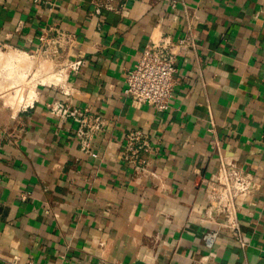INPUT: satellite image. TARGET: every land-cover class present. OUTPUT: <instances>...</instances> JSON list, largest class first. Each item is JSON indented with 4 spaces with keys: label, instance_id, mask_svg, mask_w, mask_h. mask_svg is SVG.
I'll return each mask as SVG.
<instances>
[{
    "label": "crops",
    "instance_id": "crops-1",
    "mask_svg": "<svg viewBox=\"0 0 264 264\" xmlns=\"http://www.w3.org/2000/svg\"><path fill=\"white\" fill-rule=\"evenodd\" d=\"M126 2L96 17L91 0H0L1 42L33 51L44 26L75 34L87 63L73 103L105 119L84 149L43 104L57 88L0 106V264H191L209 251L206 188L221 161L256 180L237 199L246 246L222 229L212 264H264V0ZM159 34L177 55L165 111L124 93ZM135 129L150 143L140 169L124 156Z\"/></svg>",
    "mask_w": 264,
    "mask_h": 264
},
{
    "label": "built area",
    "instance_id": "built-area-1",
    "mask_svg": "<svg viewBox=\"0 0 264 264\" xmlns=\"http://www.w3.org/2000/svg\"><path fill=\"white\" fill-rule=\"evenodd\" d=\"M93 10L91 14L102 17L105 12L123 13L126 0H91ZM38 45L33 50L12 46L0 41V47L14 49L33 60L44 58L50 63V72L62 76L57 83L36 84L35 101L40 100L41 87L57 88L60 97L51 101H43L48 113L59 120H71L76 124V137L84 149H90L93 137L102 131L105 119L100 114H93L73 103L78 87L73 83L74 75L78 74L86 65L87 59L76 53L78 40L75 34L61 27H42L38 35ZM187 39H178L176 45L184 47ZM171 42L167 36L151 35L133 69L126 73L124 93L139 104H148L157 111L169 108L174 96L177 70V55L170 51ZM27 104L22 107H27ZM150 143L141 130H132L126 135L125 158L140 169L144 163L140 154L148 151ZM144 165H148L145 163ZM253 174L240 169L235 164L221 161L218 173L208 183L207 192L211 203L203 213L204 222L213 224L203 232V240L209 250L201 257L193 259L191 264H212L215 260V247L218 245L222 229H229L236 243L246 246V239L241 232L237 216V199L250 194L255 183ZM7 264H20L16 258L6 259Z\"/></svg>",
    "mask_w": 264,
    "mask_h": 264
},
{
    "label": "bare ground",
    "instance_id": "bare-ground-1",
    "mask_svg": "<svg viewBox=\"0 0 264 264\" xmlns=\"http://www.w3.org/2000/svg\"><path fill=\"white\" fill-rule=\"evenodd\" d=\"M0 59V94H3L2 92L4 91L15 88V92L13 94H11V92L10 97H13L14 103L20 107L31 104L36 98V84H54L62 79V76L55 72H50L48 68H45L46 63H49L45 59H42L41 61L39 60L37 65V71L46 69L44 73L41 72L40 74L33 70L36 66V63L33 62L35 60L31 61L32 58L25 54H20V52L14 49L0 51ZM4 59L6 61L4 64L5 66H3ZM24 71L28 73L30 71V80L25 79ZM30 81L32 83H30ZM29 83L30 87L28 89ZM19 108H17V110Z\"/></svg>",
    "mask_w": 264,
    "mask_h": 264
},
{
    "label": "rangeland",
    "instance_id": "rangeland-1",
    "mask_svg": "<svg viewBox=\"0 0 264 264\" xmlns=\"http://www.w3.org/2000/svg\"><path fill=\"white\" fill-rule=\"evenodd\" d=\"M10 48H2V47H0V51H7V50H9ZM42 59H44V58H38V61L36 62V61H33V59H31V61H33L34 63H36L35 65V68H33V70L34 71H36V73L38 72V74H40L41 72L42 73H44L45 72V70L46 69H43V70H41V71H37L38 69V63H39V60L41 61ZM0 61H1V59H0ZM6 63V61H5V59H4V62H3V66H5L4 64ZM48 65H50V63H46V65H45V68H48V67H50V66H48ZM24 75H25V79H29L30 80V76H31V73H30V71H29V73L28 72H26V71H24ZM29 75V76H28ZM28 77V78H27ZM26 81V80H25ZM30 83H32L31 81H30ZM30 83H29V86H28V89H29V87H30ZM15 88H12V89H9L8 91H4V92H2L3 94H0V106H2V105H6V106H8L9 108H14V109H16L17 110V108H19L20 106L19 105H17L16 103H14V101H13V97L11 98L10 97V93L11 94H13L15 91ZM1 91V90H0ZM16 94V93H15ZM15 104V105H14ZM17 107V108H16Z\"/></svg>",
    "mask_w": 264,
    "mask_h": 264
},
{
    "label": "water",
    "instance_id": "water-1",
    "mask_svg": "<svg viewBox=\"0 0 264 264\" xmlns=\"http://www.w3.org/2000/svg\"><path fill=\"white\" fill-rule=\"evenodd\" d=\"M134 264H145V263L141 260H137Z\"/></svg>",
    "mask_w": 264,
    "mask_h": 264
}]
</instances>
